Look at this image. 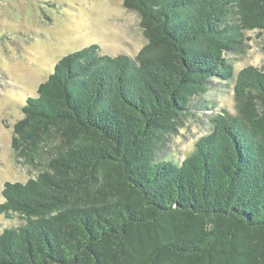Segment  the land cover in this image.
<instances>
[{"label": "trees", "instance_id": "16d2710c", "mask_svg": "<svg viewBox=\"0 0 264 264\" xmlns=\"http://www.w3.org/2000/svg\"><path fill=\"white\" fill-rule=\"evenodd\" d=\"M147 44L136 59L90 47L61 59L14 126L0 264H264V73L226 53L264 33V0H124ZM213 80L236 115L182 161L161 154ZM209 107L204 104V109Z\"/></svg>", "mask_w": 264, "mask_h": 264}, {"label": "rangeland", "instance_id": "374dc122", "mask_svg": "<svg viewBox=\"0 0 264 264\" xmlns=\"http://www.w3.org/2000/svg\"><path fill=\"white\" fill-rule=\"evenodd\" d=\"M245 44L226 53L235 74L253 66L264 73V33L245 32ZM97 44L100 54L136 59L147 44L136 12L124 0H0V204L6 182L26 183L43 171V155L35 163L17 159L14 126L24 118L22 108L65 56ZM234 86L213 80L210 91L193 101L183 127L167 136L161 154L182 161L196 141L209 134L217 114L236 115ZM204 104L209 108L204 109ZM13 221L0 216V233Z\"/></svg>", "mask_w": 264, "mask_h": 264}]
</instances>
